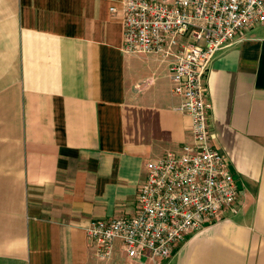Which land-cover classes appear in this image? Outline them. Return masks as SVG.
<instances>
[{"label": "crops", "instance_id": "crops-1", "mask_svg": "<svg viewBox=\"0 0 264 264\" xmlns=\"http://www.w3.org/2000/svg\"><path fill=\"white\" fill-rule=\"evenodd\" d=\"M126 0H0V264H154L94 219L134 216L147 163L193 144L172 57L123 51ZM212 144L239 199L162 264H264V25L219 53L205 81Z\"/></svg>", "mask_w": 264, "mask_h": 264}, {"label": "built area", "instance_id": "built-area-1", "mask_svg": "<svg viewBox=\"0 0 264 264\" xmlns=\"http://www.w3.org/2000/svg\"><path fill=\"white\" fill-rule=\"evenodd\" d=\"M112 12L123 22L124 53L174 59L173 92L179 111L192 120L193 144L147 163L134 216L94 219L85 230L101 260L120 241L129 258L162 264L191 233L238 202L235 177L212 144L205 81L219 53L264 25V0H126Z\"/></svg>", "mask_w": 264, "mask_h": 264}]
</instances>
